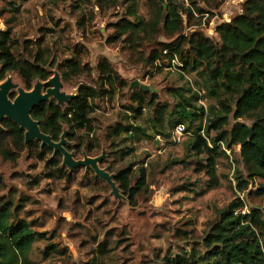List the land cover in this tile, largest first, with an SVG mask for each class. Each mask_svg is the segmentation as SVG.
Returning a JSON list of instances; mask_svg holds the SVG:
<instances>
[{"label":"rangeland","instance_id":"374dc122","mask_svg":"<svg viewBox=\"0 0 264 264\" xmlns=\"http://www.w3.org/2000/svg\"><path fill=\"white\" fill-rule=\"evenodd\" d=\"M117 1L116 7L101 9L97 0H0V30L11 31L18 59H29L24 50L28 43L33 53L38 45L48 52V71H56L71 58L89 65L90 73L63 82L66 93H75L82 84L93 85L101 58L108 60L125 81L124 87L116 82L111 94L95 101L96 109L90 116L93 133L77 131L75 140L67 141L75 159H82L84 154L98 157L105 152L100 168L116 176L131 167L133 184L141 168L147 172L148 189L137 196L136 207H131L121 190L126 199H115L108 184L90 168L63 167L60 154L55 156L58 165L50 169L38 158V148H25L15 163L0 157V197L11 198L20 208L19 216L32 230L45 234L32 247V264H168V260L179 256H200L205 251L203 239L216 218L215 211L237 197L245 201V212L259 209L264 219V179H248L239 146L228 150L220 145L225 156L217 159L219 184L209 188L208 178L196 173L205 158L197 159L188 152L192 132L184 133L180 143L168 124L161 135L156 134L152 127L156 105L166 106L171 112L177 103L172 89L190 88L198 94L196 106H202L206 114L212 108L218 109L217 101L202 90L199 75L180 71L179 60L144 64L151 50L159 48L156 42L171 43L179 36L171 38L160 32L152 37L154 40L135 42L132 48L123 39L110 41L115 36L114 25L126 18L128 7L125 0ZM154 1L156 6L162 3L163 15L169 7L177 8L185 27L183 36L200 32L217 41L215 28L241 14L247 0H210L208 4L199 0ZM191 9L190 17L187 10ZM154 10L149 0L137 2V17L145 23ZM127 19L134 22L133 18ZM10 75L21 87L20 77ZM134 81L155 90L156 105L150 106L146 100L140 114L134 111L138 103L132 100V93L138 89L129 91ZM229 119L226 129L236 123L249 127L254 123L235 121L232 115ZM117 126H139L148 137L136 140L129 139L125 132L114 134ZM216 134L211 133L214 137ZM90 145L94 146L92 152L88 151ZM51 153L45 160L51 159ZM238 175L248 182L243 194L236 191ZM261 241L264 246V234ZM48 245L56 251L48 250Z\"/></svg>","mask_w":264,"mask_h":264},{"label":"trees","instance_id":"16d2710c","mask_svg":"<svg viewBox=\"0 0 264 264\" xmlns=\"http://www.w3.org/2000/svg\"><path fill=\"white\" fill-rule=\"evenodd\" d=\"M138 1L125 0L128 4L126 18L114 25L115 36L110 41L123 39L132 48L135 42L154 40L152 37L160 32L171 38L179 36L171 43L156 42L159 48L151 50L144 59V64L179 60L182 73H195L203 79L201 88L207 97L216 99L218 109L212 108L206 114L202 106H196L198 94L193 93L190 88L180 87L171 90L173 97L177 99L171 112L167 111L166 106L158 107L155 104L154 93L139 89L132 93V100L138 103V108L134 111L140 114L148 100V105H156L152 127L157 135L165 131L166 124L174 130L178 125H183L184 133L192 132L188 152L197 159L201 156L205 158L204 164L196 168V173L208 178L209 188L219 184L217 159L225 156L220 145L228 150L239 146L248 179H264V0H247L242 6L241 14L218 25L215 28L217 41L200 32L183 36L185 27L177 8L169 7L163 15L162 3H157L156 6L154 0H149V4L155 7L152 17L146 23L139 20L136 14ZM199 1L205 4L210 2ZM97 3L101 9L113 8L119 4L117 0H97ZM192 8L195 9V5ZM193 9L187 10L188 16H192ZM197 12L204 14L199 9ZM127 18H133L134 22ZM16 49L11 31L0 30L1 78L7 72H16L28 89H31L34 81H47L50 78L52 73L45 68L48 52L41 50L40 45L34 53L29 49L28 43L24 45L29 59H18L14 54ZM96 68L97 81L93 85H80L76 97L65 108L57 106L52 100L32 110V118L53 141H60L65 130L68 142L75 140L77 131L91 135L93 124L90 116L95 112V101L111 94L116 82L120 88L126 85L108 60L101 58ZM58 71L63 82H68L84 72L90 73L91 68L88 64L82 65L76 58H71L65 60ZM230 115L235 121L246 119L254 123L251 127L236 123L226 129ZM185 124L188 125L187 128ZM2 127L4 131L0 132V157L15 163L18 155L25 149L24 132L9 120H5ZM121 132L130 135L129 139L148 137L139 126H117L114 134ZM212 132L217 133L215 137L211 135ZM28 147L38 148V158L49 169L58 165L55 157L45 160V156L51 153V148H40L39 143H30ZM65 148L69 152L72 150L68 144ZM93 150L94 146L90 145L88 151ZM131 175L132 168L128 167L117 173L115 181L126 195L129 205L136 207L137 196L148 189L147 172L145 168H141L134 184ZM235 179L237 193L243 194L248 182L239 175ZM245 208V201L237 197L224 208L216 210V218L210 223L209 231L203 239L205 251L200 256H179L168 260V264H264L262 212L255 208L245 212ZM19 210L11 198L0 197V264H32L29 258L32 247L36 240L44 238L45 234L33 231L30 224L19 216ZM47 249L56 251L52 245H48Z\"/></svg>","mask_w":264,"mask_h":264},{"label":"water","instance_id":"95a60500","mask_svg":"<svg viewBox=\"0 0 264 264\" xmlns=\"http://www.w3.org/2000/svg\"><path fill=\"white\" fill-rule=\"evenodd\" d=\"M52 73L53 76L49 80L45 82L37 81L30 91L18 88L17 85L12 83L10 78L0 85V132L4 131L1 126V121L3 119L12 121L24 132L25 146L29 142L38 141L41 147L47 146L53 150L52 157H55L57 154L62 156L63 167L69 170L80 167L86 169L90 168L97 178L108 184L115 199L125 200L126 198L120 194V189L115 183V176L100 168L101 162L104 161L106 157L105 152H102L98 157H89L84 154L82 159L76 160L74 154L65 148L68 144L65 139L66 131L61 135L60 141L55 142L50 136L41 131L38 122L31 117V110L40 103L49 102L53 99L57 106L64 108L77 95V90L72 94L66 93L63 90L64 85L59 73L57 71ZM16 88L18 95L11 101L8 95ZM44 88H46V90L43 92ZM136 89L143 92H155L153 87L134 81L130 84L129 91H134Z\"/></svg>","mask_w":264,"mask_h":264},{"label":"flooded vegetation","instance_id":"af4514ba","mask_svg":"<svg viewBox=\"0 0 264 264\" xmlns=\"http://www.w3.org/2000/svg\"><path fill=\"white\" fill-rule=\"evenodd\" d=\"M58 73H59V71H58V68H57V70H56ZM1 72H2V68H1V66H0V85L1 84H3L8 78H10L11 79V81H12V75H10V73H14V74H17L16 72H7L5 75H4V77H2L1 78ZM51 72V71H50ZM52 73V72H51ZM18 75V74H17ZM59 75H60V73H59ZM19 76V75H18ZM53 76V73H52V75L50 76V78ZM20 77V76H19ZM60 77H61V75H60ZM50 78H48V80L50 79ZM21 79V78H20ZM61 80H62V78H61ZM37 81H40V82H45V81H41V80H36V81H34L33 83H32V86H31V89H28L27 87H26V85L24 84V82H23V80L21 79V82H22V86L20 87L18 84H15L13 81H12V83L13 84H15V85H17L18 86V88H22L23 90H25V91H30V90H32L33 89V86H34V84L37 82ZM62 83H63V80H62ZM46 90V88H44L43 89V92ZM18 94H17V88L16 89H14V90H12L10 93H9V95H8V98L11 100V101H13L15 98H16V96H17ZM53 99H51L49 102H43V103H50L51 101H52ZM54 101V100H53ZM43 103H40L39 105H37L36 107H38V106H40L41 104H43ZM56 103V102H55ZM57 105V104H56ZM67 106V105H66ZM65 106V107H66ZM36 107H34V108H36ZM64 107V108H65ZM33 108V109H34ZM62 108V107H61ZM32 109V110H33ZM32 110H31V113H32ZM32 117V116H31ZM5 120H8V119H3L2 121H1V126H2V123L5 121ZM10 121V120H9ZM36 121V120H35ZM12 122V121H11ZM39 124V123H38ZM40 127V126H39ZM3 128V127H2ZM30 143H40V142H38V141H33V142H29L26 146H25V148H27L28 147V145L30 144ZM40 148H43V147H41L40 146Z\"/></svg>","mask_w":264,"mask_h":264},{"label":"built area","instance_id":"2783aa9c","mask_svg":"<svg viewBox=\"0 0 264 264\" xmlns=\"http://www.w3.org/2000/svg\"><path fill=\"white\" fill-rule=\"evenodd\" d=\"M175 133L177 135V139H178L177 141H178V143H180L181 142L180 137L183 136V134H184V126L178 125L175 129Z\"/></svg>","mask_w":264,"mask_h":264}]
</instances>
